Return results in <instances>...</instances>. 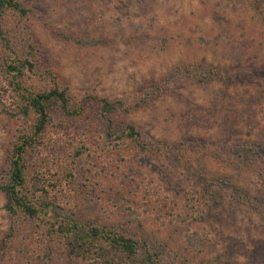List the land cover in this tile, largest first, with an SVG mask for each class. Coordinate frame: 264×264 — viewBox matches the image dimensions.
<instances>
[{
    "label": "rangeland",
    "instance_id": "rangeland-1",
    "mask_svg": "<svg viewBox=\"0 0 264 264\" xmlns=\"http://www.w3.org/2000/svg\"><path fill=\"white\" fill-rule=\"evenodd\" d=\"M20 1L30 8L25 30L41 62L74 95L132 102L173 64L198 57L235 77L172 83L167 92L119 116L142 136L192 142L198 150L193 159L203 171L227 174L258 194L260 207L234 201L228 206L218 199L205 207L188 166L122 143L83 155L69 193L80 194L83 217L159 243L163 256L173 253L181 264H264V155L241 163L212 153V142L229 147L264 139V2L256 9L251 0ZM91 39L96 43H82ZM19 123L0 112V173L10 132ZM82 123L88 121L79 122V132L87 130ZM198 142L209 143L204 155ZM2 202L0 192V239L14 221ZM190 232L204 237L196 248L185 242ZM32 250L38 251L15 239L0 253V264H55L43 263Z\"/></svg>",
    "mask_w": 264,
    "mask_h": 264
},
{
    "label": "trees",
    "instance_id": "trees-1",
    "mask_svg": "<svg viewBox=\"0 0 264 264\" xmlns=\"http://www.w3.org/2000/svg\"><path fill=\"white\" fill-rule=\"evenodd\" d=\"M251 1L256 9L264 2ZM29 14L30 8L20 0H0V112L20 121L10 132L6 165L0 173L2 207L15 221L0 239V253L16 239L24 248L36 247L38 251H32L43 263L181 264L173 253L163 256L159 243L126 234L115 225L98 223L78 212L80 194L69 193L76 163L83 155L101 154L121 143L138 153L165 155L173 166H188L200 182L195 191L205 207L207 201L216 199L228 206L233 201L251 207L262 205L258 194L235 184L227 174L203 171L193 159L192 142L142 136L132 122L119 116L167 92L172 83L234 82L235 77L227 76L218 64L198 57L173 64L132 102L119 96H77L41 62L25 30ZM82 43L95 44L96 40ZM85 120L88 124L81 125L87 130L79 132V122ZM198 145L201 155L208 152L209 143ZM212 146L217 158L222 155L221 159L230 158L231 162L248 163L264 155V139L229 147L212 142ZM203 240L196 232L185 234V242L192 248Z\"/></svg>",
    "mask_w": 264,
    "mask_h": 264
}]
</instances>
